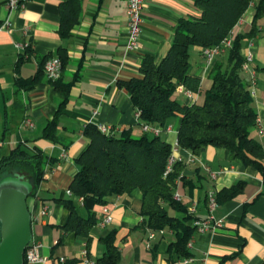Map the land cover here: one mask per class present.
<instances>
[{"label":"crops","instance_id":"obj_1","mask_svg":"<svg viewBox=\"0 0 264 264\" xmlns=\"http://www.w3.org/2000/svg\"><path fill=\"white\" fill-rule=\"evenodd\" d=\"M63 1L24 0L20 11L9 14L12 31L0 30V146L3 153L21 146L29 153H41L46 160L44 178L35 196L27 199L32 235L29 247L36 246L41 259L33 264H66L72 260L75 264H86V260L96 264L105 253L99 239L111 230L117 232V264H264V170L245 165L227 150L209 146L194 156L176 148L182 170L173 197H178L182 209L168 208L167 213L181 220L187 211V226L194 220H209L212 227L204 233L195 231L187 248L188 259L168 251L176 241L174 232L142 226L139 189L108 200L105 207L112 221L105 227L98 225L103 206L91 198L68 195L78 172L76 160L89 144L83 135L85 126H108L115 136L125 131L133 137L142 136L131 99L117 83L139 78L144 56L159 63L170 48L179 20L197 17L199 12L195 8L197 0H144L140 48L128 52L126 0H80L81 15L66 38L58 34L59 5ZM253 14L250 7L232 29L231 39L250 33ZM7 16L5 0H0V25ZM23 43L30 46L27 53L15 46ZM59 53L66 57L61 78L57 83L50 82L43 64ZM247 53L253 59L250 71L241 72V77L251 93L257 120L264 125V18L256 22L255 33L243 41L242 54ZM225 56L223 53L208 59L200 48H190L189 74L200 79V89L189 97L179 88L174 97L184 105H202L212 85L210 72ZM63 87L66 96L60 92ZM59 108L55 141L46 140L43 130ZM24 120H29L33 128L23 126ZM180 123V116L172 117L167 124L170 131L160 135L171 148L177 145ZM250 136L264 145V135L257 125ZM236 184L239 192L231 199L220 200L210 212L207 195H217ZM68 200L81 216L95 215L97 224L88 240L62 229L68 215L63 202ZM43 206L48 212L41 216ZM216 222L220 225L214 226Z\"/></svg>","mask_w":264,"mask_h":264},{"label":"trees","instance_id":"obj_2","mask_svg":"<svg viewBox=\"0 0 264 264\" xmlns=\"http://www.w3.org/2000/svg\"><path fill=\"white\" fill-rule=\"evenodd\" d=\"M251 4L254 9L252 30L233 38L230 48L223 52L225 60L214 64L209 75L212 85L205 92L203 104L184 105L179 102L174 97L177 89L182 88L190 94L200 89V79L189 74V49L198 47L203 52L218 47L229 37ZM195 8L199 16L179 20L170 48L159 63H155L150 56H144L139 67L140 77L118 82L117 85L128 93L139 116V126L145 123L166 128L172 117L180 116L178 148L194 156L200 155L209 146L224 149L245 165L262 172L264 145L250 136L256 127L257 114L241 72L245 62L243 41L255 33L256 22L264 18V0H197ZM81 10L80 0L61 2L60 37L68 36L77 24ZM58 58L63 67L66 57L59 53ZM261 70L264 71V67ZM37 78L30 82H35ZM60 92L66 96L67 89L63 87ZM59 112L60 108L44 128L42 138L55 141ZM83 135L89 144L76 160L78 172L69 185L71 195L91 198L105 206L109 199L139 189L142 194L139 207L142 226L151 231L174 232L176 241L168 251L188 259L187 244L196 231L193 226L186 225L190 215L185 211V218L178 220L167 213L168 208L182 209L173 197L182 164L176 162L172 171L163 177L171 146L160 136L143 134L133 137L130 131L122 132L120 136L105 135L92 124L85 126ZM2 138L3 133L0 134V144ZM45 162V157L39 152L29 153L16 146L3 153L0 146V180L13 174L22 175L32 185L30 197H34L44 178ZM238 192L239 184L221 191L215 195L217 204L220 200L233 198ZM63 205L68 215L62 229L88 240L89 233L97 224L95 215L81 216L71 200L64 201ZM116 234L115 230H111L100 237L105 253L96 260V264L119 262ZM66 264H75V260Z\"/></svg>","mask_w":264,"mask_h":264},{"label":"built area","instance_id":"obj_3","mask_svg":"<svg viewBox=\"0 0 264 264\" xmlns=\"http://www.w3.org/2000/svg\"><path fill=\"white\" fill-rule=\"evenodd\" d=\"M23 1L24 0H5V11L7 12L8 16L1 23L0 30H4L7 32L12 31L13 24L9 18V14L20 11L23 6ZM250 7H252V4L250 5ZM143 8H144V0H126L125 17H126L127 42L125 47L128 52H137L140 48L139 40L141 36V22H142ZM231 40L232 39L230 34L229 37L224 39L218 47L204 50L202 53L208 59H210L213 56L219 55L230 48ZM15 46L17 49L25 50V52L30 49L28 43H23L22 45L16 44ZM252 59L253 58L251 53H247L245 55V62L242 65V69L244 71H250V64L252 62ZM43 72L46 78L50 82H57L58 80H60L62 73V64L60 59L58 57H51L47 59L43 64ZM253 79H254V73L251 72V82H253ZM187 95L190 97L191 94L187 93ZM137 117L139 118L138 115ZM22 124L25 127L33 128V124L29 120H24ZM256 125L258 127L259 133L264 134V125L262 124V122L260 120H257ZM96 127L102 134L105 135L113 134V129L108 126L99 125ZM140 129L144 134H148L155 137L170 131V127L168 126L166 128H161L158 126H152L145 123L140 124ZM176 148H178L177 145L171 148V153L166 161L163 177H166L172 171L173 165L178 161V159L175 156ZM215 176H216L215 174H211L212 178H215ZM67 193L68 195H71L70 191H67ZM174 199L176 201L179 200L177 196H175ZM207 205L210 212L213 211L217 205L215 194L212 192L207 195ZM47 212H48V208L46 206H43L40 211V215L44 216L47 214ZM111 221H112V217L108 208L103 206L101 208V218L98 221V225L100 227H105ZM209 222H210L209 220L206 221L194 220L192 222V226L196 229V232L204 233L212 228ZM219 225L220 222H216L214 224V226H219ZM150 237H153V235L150 234ZM191 241L192 239L189 240L187 244V248L191 246ZM35 249L36 246L33 247L28 246L26 248V251L24 253L25 264H33L41 260L36 255ZM60 260L63 261V259ZM85 263L93 264L88 260H86Z\"/></svg>","mask_w":264,"mask_h":264},{"label":"water","instance_id":"obj_4","mask_svg":"<svg viewBox=\"0 0 264 264\" xmlns=\"http://www.w3.org/2000/svg\"><path fill=\"white\" fill-rule=\"evenodd\" d=\"M31 192L32 185L22 175L0 180V264H23L32 239L27 205Z\"/></svg>","mask_w":264,"mask_h":264},{"label":"rangeland","instance_id":"obj_5","mask_svg":"<svg viewBox=\"0 0 264 264\" xmlns=\"http://www.w3.org/2000/svg\"><path fill=\"white\" fill-rule=\"evenodd\" d=\"M262 135V134H261ZM264 135V134H263Z\"/></svg>","mask_w":264,"mask_h":264}]
</instances>
